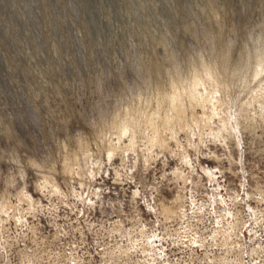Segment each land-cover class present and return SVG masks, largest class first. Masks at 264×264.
Instances as JSON below:
<instances>
[{"label":"clouds","instance_id":"obj_1","mask_svg":"<svg viewBox=\"0 0 264 264\" xmlns=\"http://www.w3.org/2000/svg\"><path fill=\"white\" fill-rule=\"evenodd\" d=\"M0 61V264H264V0H29Z\"/></svg>","mask_w":264,"mask_h":264},{"label":"rangeland","instance_id":"obj_2","mask_svg":"<svg viewBox=\"0 0 264 264\" xmlns=\"http://www.w3.org/2000/svg\"><path fill=\"white\" fill-rule=\"evenodd\" d=\"M29 0H0V39H4V30L22 25L25 5ZM0 88L8 90L4 64L0 61Z\"/></svg>","mask_w":264,"mask_h":264}]
</instances>
